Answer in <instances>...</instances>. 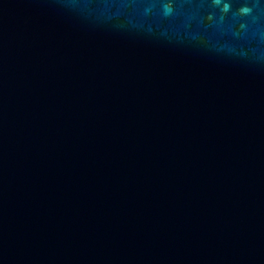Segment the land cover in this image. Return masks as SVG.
<instances>
[{
	"label": "water",
	"instance_id": "obj_1",
	"mask_svg": "<svg viewBox=\"0 0 264 264\" xmlns=\"http://www.w3.org/2000/svg\"><path fill=\"white\" fill-rule=\"evenodd\" d=\"M0 264H264V0H0Z\"/></svg>",
	"mask_w": 264,
	"mask_h": 264
}]
</instances>
